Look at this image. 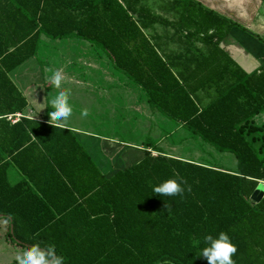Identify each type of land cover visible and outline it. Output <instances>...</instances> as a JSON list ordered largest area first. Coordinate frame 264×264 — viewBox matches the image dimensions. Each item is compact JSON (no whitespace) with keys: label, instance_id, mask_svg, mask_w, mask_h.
<instances>
[{"label":"trees","instance_id":"trees-1","mask_svg":"<svg viewBox=\"0 0 264 264\" xmlns=\"http://www.w3.org/2000/svg\"><path fill=\"white\" fill-rule=\"evenodd\" d=\"M140 0H0V220L22 247L53 245L65 264H207L205 235L225 232L234 264H264V62L246 71L221 46L236 23L185 1L166 43L146 30ZM90 42L142 89L153 111L235 159L233 168L150 144L103 146L101 158L65 127L5 116L29 107L11 73L42 37ZM39 60V59H38ZM43 69L45 62L39 60ZM48 95L47 89H45ZM126 147H125V146ZM128 145V144H127ZM155 148V147H154ZM101 150V149H100ZM109 155V156H108ZM126 162L114 168V160ZM10 165L23 176L12 184ZM182 179L183 194L152 186ZM263 184V183H262ZM13 227V228H12ZM13 229V232L11 231ZM197 253V254H196Z\"/></svg>","mask_w":264,"mask_h":264},{"label":"crops","instance_id":"crops-1","mask_svg":"<svg viewBox=\"0 0 264 264\" xmlns=\"http://www.w3.org/2000/svg\"><path fill=\"white\" fill-rule=\"evenodd\" d=\"M185 1L187 0H140L138 3V7L147 9L143 18H146L148 22H155L154 26L149 27L146 32L152 37L158 35V40H162L161 43L166 52L177 49L176 44L169 46L164 41L168 35L173 33V29L166 27V24L177 21ZM192 1L236 23L229 28L228 35L222 40L221 46L243 69L253 71L264 62V0ZM54 44L65 47L62 49L68 53V60H60V49L53 48L52 45ZM44 46L48 47L46 55H49L50 59L42 56L43 53H46V49H43ZM56 55L57 57H55ZM38 59L51 64L52 70L45 72ZM75 59L82 60L84 65L81 64L76 67L73 65ZM68 63L71 64L68 65ZM57 69L62 72L61 86L66 90L68 87L86 86L93 88V93L84 90V94L89 95L88 99L90 100L82 101L81 107H77L73 103L75 98L72 95H68V99L72 107L71 115L80 116V111L86 109L88 116L84 118L94 119L96 129H102L104 118L116 116L121 108L126 105V95L130 89L135 87L142 93L144 91L118 71L102 50L79 38L46 40L43 36L37 56L28 59L11 73L13 80L29 101V107L23 112L26 116L23 118L75 131L82 143L94 152L95 159L98 160L101 158L100 152L103 151V146L113 148L115 141L104 137L102 131L80 128L78 122L73 120L52 121L49 119L48 111L51 108L48 105V100L55 90L49 77L52 71ZM76 71L80 72L79 78L75 74ZM45 89H47L48 95H46ZM145 101L150 106L147 98ZM22 178L23 176L16 166L10 165L8 169L10 183L15 184ZM0 224L6 231L5 221L0 220Z\"/></svg>","mask_w":264,"mask_h":264},{"label":"rangeland","instance_id":"rangeland-1","mask_svg":"<svg viewBox=\"0 0 264 264\" xmlns=\"http://www.w3.org/2000/svg\"><path fill=\"white\" fill-rule=\"evenodd\" d=\"M46 40H51L45 37ZM169 46L175 45L174 43H167ZM177 46V45H176ZM53 48L60 49V60L67 59L68 53H65L62 48L64 46H59L58 44L52 45ZM46 53H43V57L50 59L48 53V47L44 46ZM57 57V55L55 56ZM71 63H68L70 65ZM82 60L75 59L73 65L80 66ZM84 65V64H83ZM51 64L45 63L43 65L44 71L52 70ZM80 73V72H79ZM78 71L75 72L77 78H79ZM84 90L88 93H93V88L91 87H68L67 92L69 96L75 98V105L81 107L82 101L85 102L89 95L84 94ZM55 89L52 92V96L55 95ZM145 94L139 89L133 87L127 92L126 95V105L121 108L119 113L114 117L104 118L102 124V129L94 127V119L84 118L81 116L70 115L68 120H73L78 122V125L82 129L97 130L103 133L104 137H108L109 140L119 142L126 141V146H134L144 148L147 144L151 145V150L154 155L158 154L159 148L162 152L179 156L187 159L193 160H205L214 163H219L223 167L233 168L235 166V159L228 154H221L213 146L207 145L201 142L199 139L193 137L183 126L177 125L172 122L164 115L159 112L153 111L147 102L145 101ZM120 109V108H119ZM256 123L264 122V113L255 117ZM108 122V123H107ZM124 145V146H125ZM125 146V147H126ZM155 147V148H154ZM109 156V155H108ZM96 158V157H95ZM114 160V168L124 167L123 163ZM263 183V184H262ZM257 188L258 197L252 196V200L258 202L261 200L264 194V181ZM5 229L2 224H0V264H15V255L18 250H22L24 247L15 245L6 239Z\"/></svg>","mask_w":264,"mask_h":264},{"label":"clouds","instance_id":"clouds-1","mask_svg":"<svg viewBox=\"0 0 264 264\" xmlns=\"http://www.w3.org/2000/svg\"><path fill=\"white\" fill-rule=\"evenodd\" d=\"M54 89L57 91L55 95L48 100L51 110L48 111L49 119L52 121H66L72 113V107L69 103L68 92L61 86L63 75L57 69L52 71L49 77ZM81 117L88 116V111L82 109ZM184 181L182 179L170 178L159 182L152 186V192L161 197H174L178 194L182 195L185 187H182ZM204 245L199 249L198 256L206 259L207 264H234L232 259L236 253V246L225 232H219L215 237L205 235L202 240ZM15 264H65L62 255H58L53 245L40 247L38 244L25 246L22 250H18L15 255Z\"/></svg>","mask_w":264,"mask_h":264},{"label":"built area","instance_id":"built-area-1","mask_svg":"<svg viewBox=\"0 0 264 264\" xmlns=\"http://www.w3.org/2000/svg\"><path fill=\"white\" fill-rule=\"evenodd\" d=\"M26 115L23 112H16L13 114H8L5 117L12 123H16L19 120H21V118L25 117Z\"/></svg>","mask_w":264,"mask_h":264},{"label":"water","instance_id":"water-1","mask_svg":"<svg viewBox=\"0 0 264 264\" xmlns=\"http://www.w3.org/2000/svg\"><path fill=\"white\" fill-rule=\"evenodd\" d=\"M258 192H259V191L256 189V191H255V192H254V194H253V195H254V197H258V195H257V194H258ZM262 196H263V195H262ZM261 198H262V197H261ZM0 216H1V215H0ZM12 228H13V227H12ZM11 231L13 232V229H12Z\"/></svg>","mask_w":264,"mask_h":264}]
</instances>
